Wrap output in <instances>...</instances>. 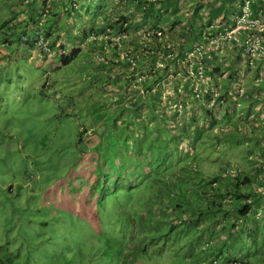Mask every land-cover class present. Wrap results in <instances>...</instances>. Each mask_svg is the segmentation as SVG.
<instances>
[{
  "label": "rangeland",
  "instance_id": "374dc122",
  "mask_svg": "<svg viewBox=\"0 0 264 264\" xmlns=\"http://www.w3.org/2000/svg\"><path fill=\"white\" fill-rule=\"evenodd\" d=\"M85 1L86 5L83 4L84 2L76 1V6L69 10L71 18H75L77 23L74 28L68 27L67 30L70 31L67 32L72 35L75 29L76 43L80 45L82 51L76 60H72L66 66L54 68L57 65L52 64L50 57H48L49 62L45 64L46 67L36 66L33 64L36 60L31 57L29 49H25L18 41L13 42L10 36L8 37L10 42L4 41L0 36V45H2L0 46V264H132L134 262L132 259L128 261L124 245L129 237L131 221L140 224L145 221L144 208L155 209L149 201L151 196L149 191L152 186L145 179H140L139 182L133 179L131 186L130 182H123L121 176L115 175L110 167L104 165L109 158L105 156V150L111 146L107 138L108 131H104L102 127L104 123L115 124L110 135L120 139L121 142H123L122 136L129 130L134 136L131 142L136 141L137 147L132 145V149L125 148L121 153L125 162L127 159L126 163L141 168L138 158L144 161V159L161 157L160 165L155 172L156 180L165 178L163 175L174 178L175 171L179 175L182 173V176L186 175L184 172H188L183 179L185 182H188L191 174L194 173L196 178L199 176L198 181L201 182L204 172L209 176L219 175L220 180L224 182L225 178L220 174L222 167L227 168L225 169L228 170L227 177L232 176L236 167L245 171V174L250 171L252 172L250 176H255L258 168L254 164L255 161L258 165H262L261 170L264 174V143L260 141L261 135L245 133L238 137L243 139L242 142L234 141V143L227 138L231 133L226 131L228 124H233V121L224 125L225 131L219 133L210 131L212 132L210 137L218 135L220 140L214 152L209 148L203 150L198 148L199 150L191 154V148L186 146V149L180 150L178 143V151L173 147L167 151L169 150L167 141H177L174 133H169L175 130L159 125L157 116L153 121L157 129L143 127L146 118L134 110L137 106L131 101L132 106H128L129 109L117 107L118 112L113 116L107 109L105 112L102 110L99 112L101 107L106 108L109 104L100 101L101 95L97 96L95 93L103 88L105 81L93 77L99 69L94 55L88 51L93 41L92 35L96 34L92 32V28L100 29L103 26V17L117 16L118 10L124 7L128 0ZM92 1H97L98 4L94 7ZM195 3H199L197 6L201 15L197 12L201 19L203 17L204 21L207 19L206 25L213 28L223 21V18L218 17V12L226 13L229 9L225 0H161L157 14L161 16L170 13L167 15L170 21H175L177 15L179 17L177 24L171 28L167 22L159 25L163 32L159 40L171 39L174 53L179 43L185 40L182 32L187 28L188 23L191 25L190 14L196 10ZM52 8L57 10L59 7ZM211 9L213 14H218L210 17L208 14ZM153 13L155 14V10ZM215 18L219 22L211 21ZM156 21L153 20L150 25ZM193 22V29L196 32L199 29L197 26L199 22L197 19ZM147 28L151 34H154L153 27L147 26ZM110 38L113 40L118 37L112 35ZM136 38L137 45H151V42L146 41L143 36ZM130 40L134 41V39ZM199 41L201 36L196 32L193 39L185 42L183 50L189 49L193 42ZM130 43L133 44L132 42L125 44L127 50L133 52L134 48ZM37 64L40 65L41 61H37ZM105 68L107 64L102 71ZM183 79L184 76L180 75L179 81H188L190 89L191 86H198L201 80H196L195 83V81L190 82V79ZM96 81L100 82L96 83ZM165 82L169 84L171 79L168 78ZM43 84L46 87L41 88ZM138 84L131 82L125 89L129 92ZM107 87L109 89L107 92L111 96L115 98L120 96L119 92L116 93L115 85H107ZM162 90L163 94L158 101L169 103L174 97L172 90L165 84ZM53 91L57 98L50 96ZM184 95L179 94L180 100L184 99ZM194 97L197 99L195 93ZM92 100H94L93 104H91ZM187 104L190 108L193 101L190 100ZM194 109L196 112L199 111L197 107ZM121 110L124 114H120ZM156 114L160 115V113ZM110 115L112 117L105 120ZM180 119L184 118L179 117V123H182L184 120ZM152 120L149 118V122ZM95 123L97 124L94 128L95 133L91 132L84 138L91 144L96 143L99 138L106 142L102 151L98 149V156L95 159L96 165L100 168L104 165L103 168L106 170L105 179L101 174H99L100 179L97 177L96 182L99 187L97 192H94L96 186L94 178L97 171L93 172L83 166L82 154L84 151L89 152V148L83 143H78L83 137L82 129L91 128ZM174 123L178 125L176 121ZM202 129L208 130L207 124ZM162 131H165L164 135ZM236 135L237 132H234L231 137ZM183 136L186 135H180L178 139ZM204 138L207 139V135ZM208 143L212 144L213 140ZM249 152L252 155L247 161L245 156ZM184 154L186 157L183 156ZM171 156L173 160L169 161L168 158L171 159ZM112 161L114 162V159ZM226 161L232 162L233 165L225 166ZM180 165L184 169L180 170ZM187 166L190 168L187 169ZM260 179L264 180V176ZM175 183L182 186V182L174 178L168 187L175 189ZM89 190L91 202L86 203L84 201L88 198ZM154 191L156 192L157 189ZM259 191L257 194L264 195V188ZM165 193L163 192L162 198L166 197ZM55 194L60 200L58 199L57 203L59 209L53 216L49 211L52 205L56 207ZM44 197L48 198L46 206L42 203ZM257 211L258 215L249 214L238 222L235 237L228 234L229 240L226 244L225 230L219 228L223 219L217 226L213 224L208 226L209 222H206L199 227L191 228L192 236L185 240L183 237L173 238L174 232H168L159 239L151 240L153 236L151 232L143 246V253L138 255L147 257L148 260L138 257L139 262L136 264H224L227 261H237L235 264H239V260L248 264H264V243L260 240L255 244L253 241L258 229L257 223H260V229L264 231V201ZM229 216L232 218L233 214L229 213ZM148 217L155 218V216ZM176 227L181 228L182 225L177 224ZM166 231L167 229L158 228V233ZM133 248L138 250L134 244L131 250ZM129 249L128 245L127 250ZM132 256L136 257V254L133 253Z\"/></svg>",
  "mask_w": 264,
  "mask_h": 264
},
{
  "label": "trees",
  "instance_id": "16d2710c",
  "mask_svg": "<svg viewBox=\"0 0 264 264\" xmlns=\"http://www.w3.org/2000/svg\"><path fill=\"white\" fill-rule=\"evenodd\" d=\"M57 1H59V2H57ZM57 1H56L55 7H59V8H57V10H56V9H53L52 7H50L47 10V13L45 14V16L47 18L44 21H43V17H42V14L44 12V7L42 5L37 9V11L40 10V12H38L36 17L34 16L31 18V20H32L31 23L33 24V28H34L33 33L37 34L36 35L37 37L35 38V40L34 39L31 40V38L29 39L28 43H30L31 45L32 44L36 45L37 43H42L43 41H38V40L41 36H43V39H49L50 38L52 46H55L57 41H58L57 35L60 33V31H64L66 37L69 39L75 37L74 34L71 35L69 32H67V31H70V30H67L68 27L72 26V28H74L73 22H70L69 24L67 23V25H65L66 24L65 23V24H63L62 27H60V24H59L60 22L57 19L58 11L60 10L61 13L66 12L67 14L66 13L65 14L67 15V18H69V16H71L69 10L73 9V7L76 6V1L84 2L83 3L84 5H86L87 2L85 0H57ZM97 1L93 2L92 5H94V7L96 4H98ZM137 1H138L137 4L140 7H142L143 14L141 16H144L146 18L149 17L150 16L149 13L151 12L149 10L150 9L149 7L152 6V3H149L148 0H137ZM45 2L46 1L44 0V3ZM54 11L57 13H55ZM193 14H194L193 18L199 20L198 19L199 17H196L197 13L194 12ZM90 19H91V22L93 23V19L91 17H90ZM111 19L112 18H109V17H103V27H101L100 29L92 28V32L96 33L97 31H99V32L101 31V32H104V34H108L106 32L110 28V29H112V33L114 35L124 33V32L130 34L126 28L132 24L131 23L132 21H130L124 15L123 16L121 15L120 18H117V19L113 18L112 22H111ZM126 19H128V22H125ZM70 20H71V18H70ZM70 20H68V22ZM53 24H54V26L52 27ZM8 29L9 30H7V32L13 30L11 27H8ZM26 30H27V28L25 29L24 26H20L17 29L11 31L10 33L6 32L3 35L4 41L10 42V40L7 36V35H9L10 37L13 38V41L20 42L23 40V37H24V34L26 33ZM186 31L188 34L194 32L193 25L190 26L189 28H187ZM198 33H200L199 30H198ZM107 36H108V39L106 40L107 44L111 45V43L116 42L115 44H112V46L114 47L113 48L114 53L117 51V49H122V46H120V48H119V40H112L110 38L112 36L111 33ZM122 39L123 38H120V41ZM25 41L27 42V40H25ZM130 42L133 43V41H130ZM44 46H45V48H49V43H46ZM64 46H65V44L61 43L59 45V49H61ZM132 46L134 48L136 47L135 44H132ZM158 46L162 47L160 49L161 50L163 49V52L165 54L168 52V48L166 47V45L164 43H159ZM136 49H138V46L136 47ZM79 52H80L79 47L72 48L68 55H66L60 59L61 64L67 65L69 62H71L77 56V54ZM138 54H139V57L137 58V63L142 64V65H140L141 69H135L134 71L131 70V72L133 73V75H139V74L145 75V78L143 80L139 81L138 86H134L135 89L133 88V89L129 90V92H126V89H125L126 85L131 83V82L136 84V82L132 78H128V79L122 81V83H123L122 86H121V84H120V86H118L117 85L118 82L112 83L113 85H115L116 93L119 92L118 95L120 94V96L117 97L115 99V101L116 100L121 101L122 103H124L126 105L125 106L121 102H118L116 104V107H121V108L124 107V108L129 109L128 106H132V105H130V101H131L134 104H136L135 106H137V107H135L134 110L137 111L138 114H140L146 118V122H145V125H143V127H149V117L155 118V116H157L156 119L158 120V123H160V125H162V120L165 119L164 115L167 112V109L171 107L172 102H173V104L176 102V100L178 99V95L173 93L174 97H173V99H171V101L169 103H167V102L163 103L162 100L158 101V99H160L161 95L163 94V90L161 87H154V86L159 85L156 83H164L165 72H166L167 67L163 68L162 71H160L156 67L153 66L154 58L152 56L156 54V51L151 50V52H150L149 47H146L143 50H139ZM108 59H110V56H103L101 61L97 60L98 63L96 66L99 69L98 72H100V73L103 72L102 70L104 69L105 65L107 64L105 62V60L108 61ZM162 61H167L168 63H170L169 60L162 59ZM171 62L174 65L176 63V61H174V60ZM121 63L123 65H125L126 67L129 66L128 61L121 62ZM215 74H216V72H215ZM93 77H97V75H95ZM211 82L213 83V81H211ZM182 86L184 87L185 95H184V99L180 100V103L183 106V111H182L181 116H182V118H184L181 120H184V121L182 123H180L179 125H176V127L179 128V126L181 125L183 132H181L179 135L174 134L175 138L177 137V141H174V142H173V140H171L170 142L167 141V145H168L167 147H169V150H167V151H170L171 147H173L174 150L178 151L179 150L178 144L181 142H184V144H186L187 147L192 149V152L190 151L191 154H194L195 150H199V149L203 150L204 148H209V150L214 152L213 150L215 147L218 146V142L220 140L218 139V135L217 136L215 135L216 138L210 137L212 134V132H210V131L213 130L214 133L215 132L219 133V132L225 131L226 129H224V125L227 123H230L231 122L230 120L236 119L235 121H237V122H234L236 127L232 128V129H234L233 130L234 132H237L235 130V128H237L240 125L239 123L241 122V119L240 118H233V114L226 111V109L224 111L222 109H219L215 112H213L212 110H208V108L205 109V107L202 106L201 101L195 99V97H194L195 92L192 89H190L188 82H184V84H182ZM105 87H106V85H105ZM201 88H203V87H201ZM141 89H142V91H141ZM168 96H169V94L167 95V97ZM220 98H222L224 100V102L227 103V105H230V102L228 101L227 91L224 93H221ZM190 100L193 101V105L189 108L190 113L187 115V112H189V111L186 109L185 106H186L187 102ZM194 101H196V102L194 103ZM104 102H105V100H104ZM197 102H199L200 105H198ZM93 103H94V100H92L91 104H93ZM146 107H147V116L145 113L142 112ZM194 107H197L199 109V111L196 112ZM221 107H222V105H221ZM105 111L106 110H102V112H105ZM99 112H100V110H99ZM115 113H117V112H115ZM156 113H160V115H157ZM120 114H123L122 110H121ZM113 115H114V112L112 113V116ZM112 116L111 115L108 116L105 120L110 119ZM170 118L176 119L173 115L170 116ZM165 122L167 123V121H165ZM206 124L208 126V130L202 129ZM112 125H108V124L104 123V125L102 126L104 128V131H106V130L108 131L107 138H109V140H110L109 144L111 145V146H108L107 150H105V156H107L109 158L104 163V165L110 167L111 170H113L115 172V175L121 176V178L124 176L130 175V173L133 171H136L135 177L133 179H136L138 182L140 179L147 180V182H149L152 186L150 189V190H152V192H155L154 189H157L156 192H158V191H162V193L166 192V194H167L166 197L161 199V201L163 202V205L160 203L161 209H163V207H164L165 210H167V211H169V210L177 211L178 215H180V217H181L180 223L183 224L184 226H186L187 228L199 227L200 224L202 222H205V221L212 223L215 220H218L220 217H222V218L228 219L225 221L227 223H229V227H230L231 231L236 233L237 223H235L234 221L231 220L229 213H234L237 216H246L248 212H252V209H256L257 207H259V205L262 203V201H264V195L263 194H257L260 192L259 189L264 188V180L260 179V177L263 178V176H264V174L262 173V170H261L262 165H256L258 167L257 172H255L256 175L255 176L252 175L255 178H252V176H250L252 174V172L248 171L245 174V171H243L242 169H240L236 166H234V167H236V169L234 168L235 171H234V173L232 172V174H231L232 176L227 177L226 172L228 170H225L227 168L224 169V167H222L220 174L222 175L223 178H225L224 182L222 180H220L219 175H216V174L212 175L211 174V176H209V175L205 174V172L202 174L203 179L201 180V182H199L198 181L199 176L196 178V174L194 173V174H191L190 180H189V181L194 182L193 185H192V182H189V181L185 182V180H183V179H185L186 175H188V172H184L186 175L182 176V173L179 175L177 172L175 173V171H174L173 175L176 176L174 178H176L177 180H180V182H182V186L180 187L179 185H177L175 183L174 188L176 190L173 188L171 189L168 186H170V181H173L174 178H170V176L163 175L165 178L158 179V180L155 179V176H156L155 172L157 170V167L160 165V158L161 157H159V158L154 157V158H150V159H146V160L144 159V161L141 160V158H138L140 161V164H141V168L126 163L127 159H126V162L122 159V156H121L122 151H124L125 148L126 149H132L133 147H137V145H135L136 141H135V143H134V141H132L133 143L131 142V139H133L134 136L132 135V133L130 131L127 134L122 136L123 142H121V140L117 139V138H115V140H113V137L110 134L113 132L115 124H112ZM95 127H97L96 123H95V126L92 128L93 133H95V131H96V130H94ZM84 128H85L84 130L82 129L83 137L78 140V143L79 144L83 143L84 146H86L84 136L87 135L85 132L88 131L87 130L88 127H84ZM214 129H216V130H214ZM233 133H231V134H233ZM162 134L164 135V133H162ZM231 134L227 138H229L232 142L238 141L237 143H240L243 141V139L241 140L238 138L239 135H242V134L237 133V135L233 136V137H231ZM180 135H186V136H183L181 139H178V136H180ZM205 135H207V137H208L207 139L204 138ZM188 136L190 137V139H188ZM210 138H213V139H210ZM124 139H126V140H124ZM216 139H218V140L215 141ZM212 140H213V143L209 144L208 142H211ZM96 143L93 146L94 147L93 149L95 151H98V149H100V151H102V149H104L106 146V142H104V140H102V138L97 139ZM132 145H133V147H131ZM182 148L183 147H181L180 150H183ZM179 152L184 153L181 151H179ZM249 153H248V155L245 156L247 159L252 155L251 152H249ZM186 154H184L183 156L186 157ZM117 156H119L120 158L119 159L116 158ZM129 157H131V156H129ZM138 157H140V156H138ZM113 159H114V162L112 161ZM118 160H120V163L121 162L122 163L118 164ZM168 160L169 161L173 160V157L171 156V159L168 158ZM247 161H249V159ZM231 165H233L232 162H230V161H229V163L227 161L225 162V166L229 167ZM103 166H102V168H100L98 166L96 167L97 176L99 179L101 178L100 177L101 175H103L104 179L106 177L104 174L106 172V170L103 168ZM188 168H190V167L187 166V169ZM179 169L182 170V169H184V167L182 165H180ZM99 174H101V175L99 176ZM133 179H131V180H133ZM113 182H114V180H113ZM196 184H198V185H196ZM246 187H248V189H246ZM175 196H177L178 198H175ZM228 198H230V202L226 201V199H228ZM174 200H176V202ZM44 206H46V205H44ZM169 206H171V207H169ZM58 209L59 208L57 206L53 207V205H52L50 207L49 213L54 216V214L57 213ZM208 215H210V217H208ZM154 216H155L154 220L156 218H159L158 212H155ZM263 220H264V214H263ZM159 221H160V219L155 221V222H159ZM171 228H173V226H171L170 229ZM261 232L264 235V231H261ZM139 234L140 233H138L137 235H139ZM145 238H146L145 235L141 236V244L142 243L145 244V241H146ZM150 239L156 240V238H154V237H151ZM255 240L257 241V236H256V239H255V236L253 239L254 243L256 244L257 242ZM141 250L143 252V247ZM138 255H140V253H137L136 257H134V258L140 257ZM141 258H143V257H141ZM133 260L135 261V259H133Z\"/></svg>",
  "mask_w": 264,
  "mask_h": 264
},
{
  "label": "clouds",
  "instance_id": "9594fccd",
  "mask_svg": "<svg viewBox=\"0 0 264 264\" xmlns=\"http://www.w3.org/2000/svg\"><path fill=\"white\" fill-rule=\"evenodd\" d=\"M148 2H152V1H150V0H148ZM153 4L155 3V4H161V0H157L156 2H152ZM48 6H45L44 7V12H43V14H42V17H43V19L45 20L47 17L45 16V14L47 13V10L50 8V7H48ZM120 7H122V5H120ZM150 10V9H149ZM195 11H193V12H191V14H190V21H192V20H194V18H193V13H194ZM142 14H143V12H142ZM150 14V13H149ZM233 14V12H231L230 11V13H229V15L231 16ZM165 14H163L162 16H164ZM145 18V17H144ZM147 18H149V17H147ZM199 18H200V21H199V23L201 22L202 23V25H201V27H200V29H199V31H200V33H198V31H196L200 36H201V33H202V31L206 28V26H204V23H208V20L206 19L205 21H204V17H203V19H201V16H199ZM229 16H228V21H229ZM113 19V18H112ZM142 19V18H141ZM154 20V17L151 19V18H149L148 19V21H146V23L145 22H142L141 24H140V31H139V36L138 35H135V36H132L131 38H130V34H126L125 36V38L124 39H122L120 42H130L131 40L130 39H134V41H133V44H135V45H137V43H136V40H137V38L136 37H138V38H140V35L143 33L142 31L143 30H145V31H148V28H147V26H151V27H153V30H154V32L156 33L158 30H161V28L159 27V25L161 24L160 22L159 23H157V22H154L153 23V25H150V23L152 22ZM187 20V19H186ZM211 21H209V23H210ZM167 23H169L170 24V28H171V26H173V25H176L177 24V19L175 20V21H168ZM228 23L229 22H227V23H225V24H221V25H219V26H217L216 28H213V27H211V29H210V31H211V34H215V33H217V32H223V31H225V29H226V26L228 25ZM75 26V25H74ZM190 26H192V24L190 25L189 23L187 24V28H189ZM186 28V29H187ZM127 29V31L129 32L130 30L128 29V28H126ZM186 29L184 28V30H183V32H182V37H184L185 39H187V40H190V39H193L194 38V36L196 35V32L194 31V32H192V33H187V31H186ZM144 31V32H145ZM162 31V30H161ZM80 33H82L81 31H79ZM75 33V30H73V33L72 34H74ZM101 33V31L98 33V32H96V34L95 35H92V38H93V41L91 42V47H92V45H96V44H100L101 43V45H99V48H101V49H103V51H105V52H107L108 53V56H110V59L109 60H112L111 62H112V64H113V61L115 62V65L117 66V68H119V66L120 65H122V66H124L121 62H125V61H123L122 60V58H121V49H117V51L114 53V47L112 46V44H115V43H111V45H109V44H107L106 43V39H108V36H102V34H100ZM154 33V35H156ZM112 34V33H111ZM58 37H57V43H56V45L55 46H52V43H51V39H41V41H43L42 43H40L39 45H38V47H35L34 48V54L32 53V51L30 50L29 52H30V55H31V57H33L35 60H36V63H33V64H36V66H41V65H43L44 67H46L45 66V64L46 63H48L49 62V58L48 57H50V61H52V64L54 63L55 65H57V66H54V68L55 67H60V66H66V65H62L61 64V61H60V59L62 58V57H64V56H66V55H68L69 53H70V50L72 49V48H75V47H79L80 48V52L77 54V56L74 58L75 60H76V58L78 57V55L81 53V47H80V45L78 44V43H76V37H73V38H71V39H69V38H67L66 37V35H65V33H64V31H60V33L57 35ZM114 37H116V36H114ZM130 38V39H129ZM67 39V40H66ZM82 39V38H81ZM113 40H120L119 38H116V39H113ZM81 42V41H80ZM79 42V43H80ZM167 42H172L171 41V39H168L165 43H167ZM12 43V42H11ZM46 43H49V48H45V44ZM61 43H63V44H65V46L64 47H62L61 49H59V45L61 44ZM67 43V44H66ZM183 44V42H180L179 43V45H182ZM130 45H131V47H133L132 46V44L130 43ZM184 45H185V42H184ZM0 46H2V45H0ZM138 46V48H139V45H137ZM90 47V48H91ZM184 47V46H183ZM191 46H189V48H190ZM225 47H228V48H235L234 50H241V53H242V56L241 57H243V61L242 62H240L242 65H243V68L241 69V72H237L238 74H240L241 75V73L243 72V70H251V68H253V67H248L247 65H246V63H245V57H244V54H243V50L240 48V47H237V46H234V45H232L231 43H229V44H218V45H216L215 46V49L214 50H212L211 52L209 51L208 52V54L207 55H205L204 57H203V59L205 60V62L206 63H208V70H207V72H206V75H207V77H208V80H209V83L207 84V85H209V89H213V92H215V94H218V96H219V99H220V96H221V93H223V91L222 90H220L219 89V86H218V84L216 83V82H214L213 81V83L211 82V79H210V76H209V72L213 69V68H215L214 67V65H216L215 63L218 61V58H220L218 55H217V53H218V51L220 50V49H224ZM134 48V47H133ZM14 50V49H13ZM134 50L137 52L138 51V49H136V47L134 48ZM90 52L92 53V51L90 50ZM103 53L104 52H102V54H98V56H96V59L97 60H100V59H102L103 58ZM93 55H94V57H95V54L94 53H92ZM73 59V60H74ZM37 61H41V64L39 65V64H37ZM137 63V62H136ZM155 63V61H153V64ZM95 65V64H94ZM108 65H110L109 63H107V66ZM140 65H142V64H140V63H137L136 64V66H135V69H141V67H140ZM116 69V68H115ZM52 70V69H51ZM97 70V69H96ZM125 71H124V73H123V75L119 78L118 77V72H117V74H115V73H113V72H106V70L105 71H103L102 73H100V72H98V70H97V72L95 73V75H97V77L101 80V81H105V82H108V81H114V82H118L119 84H121L122 83V81H124V80H126V79H128V78H132L135 82H138L139 83V81L137 80V75H133V73L131 72V70H129V69H127V68H125L124 69ZM181 75H183V73L181 74ZM184 76V75H183ZM218 77H220V76H218ZM227 78V80H228V85H232V89L230 90V91H232L233 92V96H234V98L235 97H238V95H239V93L241 92V90H242V84H241V82H240V77H234V74H232L231 76H230V78H228V77H226ZM172 80H174L172 83H169V84H165L170 90H172V92L173 93H175V94H177L178 95V99L176 100V102L174 103V104H172L171 105V107L170 108H168L167 109V112L165 113V115H164V117H165V121H167V123L164 121V120H162V125L164 126V127H168V128H172V130H175V131H169V133H174L175 135H179L181 132H183L182 130V127H180L179 126V128L178 127H176V124L174 123V121H176V123L179 125L180 123H179V117H182L181 116V114H182V111H183V106L181 105V103H180V97H179V94L181 95V93H183V94H185L184 93V87L182 86V84H184V82H181V81H179V76H177V78L176 79H172ZM171 80V81H172ZM99 81H96V83H98ZM105 82L103 83V88H106L105 87ZM186 82H188V81H186ZM118 83H117V85H118ZM239 83H240V85H239ZM156 84H159V85H155L154 87H161L162 88V86L164 85V84H161V83H156ZM51 85H53V84H51ZM107 86V85H106ZM204 88H205V86H206V84H205V82L203 83V85H202ZM201 86V87H202ZM44 87H46V85L45 84H43L42 86H41V88H44ZM200 87V88H201ZM108 88V87H107ZM135 89V88H134ZM142 90V89H141ZM179 91H180V93H179ZM106 92V90L104 91V93ZM126 92H128V90H126ZM210 91H208V93H209ZM96 93V92H95ZM103 93V92H102ZM101 93V94H102ZM100 94V95H101ZM200 94H203L202 92L200 93ZM211 95L212 94H210L209 96L211 97ZM227 95H228V97L230 96V94H229V92H227ZM50 96H52L53 98H57V95L55 94V92L53 91V92H51L50 93ZM197 97V100H200L201 101V103H202V106L203 107H205V109H207L208 108V110H212L213 112H215V111H217V110H219V109H222V107H221V105H223L224 103H222V104H220V103H214V104H209V97H208V95L207 94H205L204 96H202V97H198V96H196ZM179 100V101H178ZM118 102H120V101H117L116 100V103H115V100H114V102L111 104V106H109V107H113V106H116V104L118 103ZM188 103V102H187ZM123 105H124V103H123ZM179 105H180V107H179ZM198 105H200V104H198ZM186 109L189 111V107H188V104H186ZM106 109H108V108H100L99 110H106ZM226 109V111L228 110V112H230L231 114H234L235 113V111L233 110V108H231L230 110L228 109V106L225 108ZM223 110V109H222ZM224 111V110H223ZM143 113L144 112H147V107L142 111ZM190 112H187V115L189 114ZM174 116L176 119H173V118H170V116ZM146 116H147V114H146ZM150 119H153L152 121H150L149 122V128H155V129H157V127L154 125V123H153V121H155V118L154 117H149ZM181 120V119H180ZM146 121V120H145ZM144 124L143 125H145V122H143ZM160 125V124H159ZM94 126H95V124H94ZM93 126V127H94ZM93 127H91V128H88L87 130V132H85L86 134H89V133H91L92 132V128ZM84 130V129H83ZM130 131V130H129ZM162 133H165V131H162ZM84 140H85V145L87 146V148H89V152H83V166L84 167H86V168H89L90 170H91V166H93V172L96 170L97 171V169H96V167H97V165H96V161H95V159L97 158H95V159H93L91 156L93 155V151H95L94 149H93V146H94V144L95 143H93V144H91V143H89L85 138H84ZM113 140H115V138H113ZM97 144V143H96ZM113 144V143H112ZM179 145H180V148L181 147H183V148H185L186 149V144H184V142H181V143H179ZM178 145V146H179ZM187 148H189V147H187ZM97 152V151H96ZM97 156H98V153H97ZM89 157V158H88ZM91 159H93L95 162L93 163V164H91ZM118 164H120V160H118ZM135 173H136V171H133V172H131L130 173V175H127V176H124V177H122V179H123V182H130V185H131V179H133L134 177H135ZM97 173H96V175H95V183H96V186L94 187V192H97L98 190H99V187H98V185H97V182H96V180H97ZM99 179V178H98ZM94 183V184H95ZM114 183H115V180H114ZM132 186V185H131ZM149 194L151 195L150 196V198H149V201H150V204L152 205L153 204V207H155V209L154 210H148L147 208H144V217H145V221L144 222H140V224H137V223H135L134 221H131V227H130V233H129V237H128V239H127V241H126V243H125V245H124V249H125V251H126V253H127V258H128V261L129 260H133V259H135V261L132 263V264H136V262H139V260H137V259H139V258H134L133 256H132V254L134 253V254H137V253H140V255H141V253H143L142 252V247L145 245V244H141V236H143V235H145L146 236V240L148 239V236L150 235V233L152 232L153 233V236L152 237H154V238H156V239H159L160 237H163V236H165L168 232H174V235H173V238H181V237H183L184 238V240L185 239H188V238H190L191 236H192V229L191 228H187L186 226H184L183 224H181L180 223V220H179V217H180V215H178V212L177 211H172V210H169V211H167V210H165V208L163 207V209H161V206H160V203L163 205V202L161 201V199H162V197L161 196H163V193H162V191H158V192H152V190H150L149 191ZM166 194V193H165ZM56 195V197L54 198V203L56 204V206L58 207V202H59V197H58V195L57 194H55ZM167 195V194H166ZM88 198L84 201V202H86V203H90L91 202V197H90V190L88 191ZM57 198V199H56ZM59 199V200H58ZM48 198H45L44 197V199H43V201H42V203L44 204V202L46 201V204H44V205H48ZM151 200H153V203H151ZM226 201H230V198H228V199H226ZM146 202H148V200L146 199ZM169 207H171V206H169ZM152 208V207H151ZM257 209L258 208H256V209H252V212H248L247 213V215L246 216H248L249 214H252V215H258L259 214V212L257 211ZM155 212H158V214H159V218H156L155 220L154 219H151V218H149L148 216H154V214H155ZM258 213V214H257ZM233 214V216H232V218H231V220L232 221H234L235 223H237L238 224V222H240V220L242 219V218H244V217H246V216H237V215H235L234 213H232ZM179 216V217H178ZM160 219V221L159 222H155V221H157V220H159ZM223 219V220H222ZM220 220H222L221 222H222V225L219 227L221 230H225V244L227 243V241L229 240L228 238H227V236H228V234H231V237H235V233L234 232H232L231 231V229H230V227H229V223H227L225 220H228V219H225V218H222V217H220L218 220H215L214 222H209L208 224V226H211L212 224L214 225V226H217V224L220 222ZM243 220V219H242ZM206 222H208V221H205V222H202L200 225H202V224H206ZM177 224H179V225H182V227L180 228H178V227H176V225ZM153 226H155L154 228H153ZM171 226H173V228H171L170 229V227ZM158 228H163V229H167V231L166 232H161V233H158ZM237 228V227H236ZM138 233H140L139 235H137ZM180 233V234H179ZM135 245V247L138 249V250H136V249H132L131 250V248H132V245ZM138 244H140V246L138 247ZM130 246V249L129 250H127V246ZM137 253H136V252ZM141 257H143L142 259H144V260H148L147 259V257H144V256H140V259H141ZM237 261H227V262H225L224 264H235ZM141 264V263H140ZM239 264H248L247 262H244L243 260H239Z\"/></svg>",
  "mask_w": 264,
  "mask_h": 264
},
{
  "label": "crops",
  "instance_id": "0c3cea01",
  "mask_svg": "<svg viewBox=\"0 0 264 264\" xmlns=\"http://www.w3.org/2000/svg\"><path fill=\"white\" fill-rule=\"evenodd\" d=\"M46 2L44 3V0H0V36L3 37V35L7 32L8 27H11L13 30L17 29L20 26H24V28L26 30V33L24 34L23 40L20 41V45L24 46L25 49H29L32 51V53L34 54V48L38 47V45L40 43H37L36 45H31L29 42V39L31 38V40H35V38L37 37L36 33L34 34V28H33V24L31 23V18L32 17H36V15L38 14L39 11H37V9L42 5L43 7L45 6H49V7H55L56 5V1L57 0H45ZM227 1V5L229 7L228 11L226 13H224L223 11H219V18H223V21L219 22L217 21V18L212 19L211 21H217L219 22V25L221 24H225L228 22V16L230 17L229 13L231 12H235L236 6H235V1L236 0H225ZM59 2V1H57ZM137 0H131V1H126L124 7L120 8L118 10V14L117 16H114V18H120V16L124 15L126 18H128L130 21H132L131 25L129 27H127L130 31V37L138 35L139 36V31H140V24L142 22L148 21V19L150 17H154V20H157V23H163V22H168L171 19H169V17H167V15H169L170 13H167V15L164 16H160L158 13V10L161 7V4H153L152 2V6L149 7L150 8V16L149 18H144V16L142 15V7H140L138 4ZM148 3V4H149ZM199 5V3H195L194 5V9L195 13H197L196 17H199L200 14V8L197 6ZM257 6V5H256ZM196 7V8H195ZM258 7H261V5H258L256 7V9ZM3 8V9H2ZM122 9V10H121ZM153 10H155V14L153 13ZM199 14H198V12ZM55 12V11H54ZM57 13V12H55ZM215 13V14H218ZM67 14V13H66ZM65 13H61V11H58V15H57V19L60 22V27L63 26V24L67 25V23L69 24L70 22H73L74 25L77 23L76 19H72L71 16H69V18H67V15ZM215 14L212 13V9L210 10V14H208L210 17L214 16ZM192 15V14H191ZM157 16H160V18H158ZM71 18V20H70ZM142 18V19H141ZM178 15H177V19H178ZM128 19L125 20V22H128ZM152 19V18H151ZM68 20H70L68 22ZM113 19H111L112 22ZM159 20V21H158ZM44 21V19H43ZM194 20L190 21L191 24H194L193 22ZM200 21V18L198 20V22ZM40 24V23H39ZM62 24V25H61ZM200 24V25H199ZM202 23H198L197 26H199V29L201 27ZM27 26V27H26ZM108 26V25H107ZM65 27V26H64ZM103 27V26H102ZM108 29V28H107ZM198 29V30H199ZM11 30V31H13ZM75 30V29H74ZM11 31H8L7 33H10ZM33 33V35H32ZM108 34H104V32H101L100 34H102V36H107L110 33H112V29H108L107 32ZM113 36L116 37H120L121 38H125L126 36L124 34H111ZM9 37V35H7ZM43 38V36H41L39 38L38 41H41V39ZM50 39V38H49ZM27 40V42L25 41ZM37 40V39H36ZM14 42V41H13ZM12 42V43H13ZM99 45H101V43L96 44V45H92V47L88 50V51H92V53L95 54V63L97 64L98 61L96 59V56H98V54H102L103 56H108V53L103 51V49L99 48ZM235 48H228L225 47L224 49H220L217 53V55L220 57L218 58V61L215 63L216 65H214L215 68H213L210 72H209V76L211 81H214L218 84L219 89L224 92H229L230 96L228 97V101L230 102V105H227V103L222 105V109L225 110V108L228 106V109L230 110L231 108H233V110L235 111V113L233 114V118H240L241 122L239 123L240 125L235 128V130L237 131L238 134H245V133H249V134H260L261 135V140L264 143V68L259 65L255 66L254 68H251V70H243V72L240 74H238L237 72H241V69L243 68V65L240 63L243 61V57L241 50H234ZM101 61V59H100ZM112 60H109L105 62L109 63L110 65L107 66V68L105 69L106 72H113L115 74H117L118 72V77L120 78L123 73H124V69L127 68L125 65L122 66L120 65L119 68H117V66L115 65V62L113 61V64L111 62ZM116 68V69H115ZM216 72V74H215ZM234 74V77H240V82L242 84V90L239 93L238 97L234 98V94L232 91H230L232 88V85H228V80L226 77L230 78V76ZM220 76V77H218ZM121 79V78H120ZM100 82V81H99ZM112 83H114V81H108L105 82V85H113ZM240 85V83H239ZM106 90L105 93H102ZM107 90H109L108 88H101L98 90V92H96V95L98 96V94H101V98H99L100 101H104L109 104V106H111V104L114 102V100L117 98L111 96ZM228 96V95H227ZM96 101V100H95ZM97 103V102H96ZM98 104V103H97ZM99 106V104H98ZM105 106V104H104ZM107 105L106 108H108L107 110L111 113L118 112L117 107L113 106V107H109ZM228 111V110H227ZM124 114V113H123ZM236 119H232L231 122L233 121V124H228V129L227 132L228 133H232L234 132L232 128L236 127V125L234 124V122ZM94 124H92L91 127H93ZM226 129V128H224ZM231 130V131H230ZM93 159H95L97 157V152L93 151V155L91 156ZM91 159V164H93L95 161ZM257 161L254 162V164L258 165L256 163ZM91 170L93 171V166H91ZM44 204H46V201L44 202ZM258 208V207H257ZM258 224V229H257V233L254 235L255 239L257 236V241H262V243H264V235L261 232L260 229V223Z\"/></svg>",
  "mask_w": 264,
  "mask_h": 264
},
{
  "label": "built area",
  "instance_id": "2783aa9c",
  "mask_svg": "<svg viewBox=\"0 0 264 264\" xmlns=\"http://www.w3.org/2000/svg\"><path fill=\"white\" fill-rule=\"evenodd\" d=\"M150 1L156 2L157 0ZM256 5H261V7L256 9ZM235 6L237 10L230 16L225 31L211 34L210 29L212 26H207L206 23H204V26L207 27L201 33V41L197 43L193 42L191 47L187 50L182 49L185 47L184 42H186L187 39L183 40V44L179 45L177 51L174 53V45L172 42L165 43L168 39L159 40L163 33L161 30H158L156 33L154 32L156 35L151 34L150 31L144 32L145 30H143L140 37L143 36L146 41L151 42V45L142 46L141 44L137 52L134 49L132 52V50H127L126 42H120L119 40V48L122 46L120 51L121 58L123 61H128L129 66L127 68L134 71L137 58L139 57V50L149 47L150 52L151 50L156 51V54L152 56L154 58L153 61H155L153 66L160 71L167 67L164 83L161 84H166L165 81L168 78L171 80L176 79L177 76L183 73L184 79H190V82L195 81L196 83V80L201 79L198 86H191L196 96L202 97L207 94L209 97V104H222L224 100L222 98L219 99L218 94H215L213 89H209V85H207L209 83L206 75L208 63L205 62L203 57L207 55L209 51L211 52L214 50L215 46L218 44L225 45L231 43L243 50L246 59L245 63L248 67L254 68L259 65L264 68V0H236ZM120 34L126 35L127 33L124 32ZM120 38L121 36L119 39ZM159 43H164L168 48L166 54L163 52V49H160L162 47L158 46ZM162 59L169 60L170 63L162 61ZM173 60L176 61L175 65L171 62ZM144 78L145 75H137L138 81ZM173 81L174 80L170 83ZM204 82L206 84L205 88L202 86ZM201 86L203 88H200ZM208 91L210 92L208 93ZM201 92L203 94H200ZM210 94H212L211 97L209 96Z\"/></svg>",
  "mask_w": 264,
  "mask_h": 264
}]
</instances>
